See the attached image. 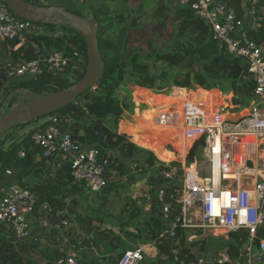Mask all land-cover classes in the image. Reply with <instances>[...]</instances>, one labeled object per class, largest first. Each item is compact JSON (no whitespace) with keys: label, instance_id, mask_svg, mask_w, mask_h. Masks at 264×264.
Here are the masks:
<instances>
[{"label":"trees","instance_id":"trees-1","mask_svg":"<svg viewBox=\"0 0 264 264\" xmlns=\"http://www.w3.org/2000/svg\"><path fill=\"white\" fill-rule=\"evenodd\" d=\"M25 1L36 4L35 0ZM145 3L146 0H87V17L96 21L99 26L97 45L101 55L103 76L93 90L84 92L75 102L54 114L63 119L71 118L73 122L69 125H61L62 128L81 145L99 151L100 163L106 162L104 166L106 179L127 174L130 171L129 164L133 163L138 167L142 159L139 156L149 154L144 162L148 168L140 173L147 171L151 177L147 192L151 195L153 205L148 212L147 221L141 227L135 223L136 220H133L138 217L139 208L133 211L126 225H131L136 232L125 231L128 240L134 237L143 246L152 244L155 246L156 257L148 258L144 250V260L141 264H179L178 261L181 259L189 261L193 258L190 250L193 244L200 245L199 250L202 252L205 251L206 244L217 251L227 248L231 257H236L238 249L247 238L245 231L233 235L226 242L211 237L205 241L189 242L193 232L184 229H178L175 238L169 235L160 238V234L168 225L162 219L159 210L161 205L157 204L154 191L163 188L169 198V195L175 193L177 178L166 182L165 178L158 175L165 168L156 160L153 153L162 156L165 160H171L173 157L171 150L169 155L165 152L166 149L161 150L159 141L164 134H172L180 140L181 146L185 149L189 144L182 140L177 128H173L167 122H156L161 114L152 109L145 111L141 116H134L135 122L130 136L134 143L150 151L137 147L122 136L123 134H118L117 124L122 114L132 107L133 97L136 103L143 101L148 105L168 106L174 96H168L169 94L166 93H171L174 88L193 90L195 86L200 87L198 92L194 93V97L208 100L219 99L220 96L217 91L205 90L218 89L226 94L232 93V102L245 107L252 98L253 79L239 59L225 54L218 48L206 23L195 16L190 8H179L177 4L171 7L168 0H157L151 9L146 10ZM229 4L239 15L242 14L241 0H230ZM261 4L264 5V0H261ZM73 14L82 17L76 12ZM171 20L172 24L177 25L174 46L172 42L167 44L163 40ZM42 25L47 27L48 34L29 36L24 44H18L17 39L0 42V95L4 92L9 95L15 90H20L27 94L43 96L64 91L83 77L87 67L84 39L67 26ZM58 30H61L62 34H56ZM252 38L258 43L264 40V19L261 21L258 33L253 34ZM74 50L82 55L84 66L83 72L78 73L73 82L54 78L45 72L29 81L11 83L4 87L7 82L5 70L9 62L15 64L20 61L29 62L54 51L70 54ZM190 61L199 64V70L193 71L190 64H187L188 70L184 73H173L181 64ZM128 84L140 88L131 94ZM47 124L46 122L41 127L44 128ZM31 134L7 149L0 147V175L7 168H17L20 177L31 172H34L35 176L43 174L44 178L42 177L33 189L37 196L36 216L43 217V213L39 214L37 210L39 205L46 204L50 209L47 219L49 218L50 223L54 225L55 218L68 217L72 212L71 207H75L76 222L80 227L85 224L84 233L91 235V232H95L105 235L96 258L89 263L81 260L79 264H103L102 259L105 258H107L106 264L116 262L125 250L119 251V248L128 245L122 243L118 235L94 228L91 219L85 217L79 210V197L85 189L83 185L74 182L67 162L59 157L35 161L39 150L32 145ZM19 150L25 152V157L22 159L17 157ZM53 166L56 170L50 176ZM132 180L133 176L130 175L128 181ZM116 186L120 184L110 182L102 193H109ZM72 197L73 205L67 204L66 199ZM142 200L144 201V198ZM37 231L39 232L35 224L29 239L17 240L9 228L0 225V264H39L32 255L46 264L53 262L57 264L68 256L65 251L62 252L57 248L60 243L52 240L51 237L48 239L50 244L43 246L40 237L43 232L38 234ZM261 238H264V228L258 232V239ZM82 244L86 242L81 241L79 245ZM173 249L178 250L177 256L172 253Z\"/></svg>","mask_w":264,"mask_h":264},{"label":"built area","instance_id":"built-area-1","mask_svg":"<svg viewBox=\"0 0 264 264\" xmlns=\"http://www.w3.org/2000/svg\"><path fill=\"white\" fill-rule=\"evenodd\" d=\"M229 2L168 0L169 5L190 8L206 23L218 48L239 59L247 68L254 89L249 105L239 109L244 110L245 115L232 106L231 94L229 98L220 95L222 101L218 103V99L194 97L198 90H172L168 96H174L173 101L165 107L166 111L164 108L156 122H167L177 128L189 147L182 161L173 155L174 160L161 163L165 169L158 175L168 182L177 178V188L169 198L166 190L160 188L155 199L161 205L162 219L168 225L160 238L164 235L175 238L178 229L193 232L189 242L205 241L210 237L226 242L240 231H245L247 238L236 257H231L227 248L217 251L208 244L205 251L196 255L191 245L193 258L189 261L181 259L179 264H264V238L258 239V232L264 228V40L258 43L252 38L264 19V5L261 0H241L243 11L239 15ZM48 32L42 24L20 20L0 3V42L17 39L18 44H24L29 36ZM82 59V55L74 50L70 54L54 51L29 62H9L4 87L29 81L45 72L54 78L73 82L75 79L71 78L83 72V67H79ZM46 122V127L37 128L30 136L32 145L39 150L35 159L59 157L67 162L74 182L83 185L86 191L100 195L110 182L116 185L125 183L135 173L129 171L123 176L106 179V162L100 163L99 151L81 145L62 128L61 125L73 122L71 118L63 119L52 114ZM247 137L256 139L255 152L238 165L235 162L237 149L241 139ZM198 145L203 147V161L198 163L195 155L192 162L188 161V153L196 151ZM17 157L24 158L25 152L19 150ZM248 161L251 167L247 166ZM21 178L17 168H7L0 175V225L9 228L17 240H27L40 218L36 216L34 187L23 184ZM143 196L145 209L149 212L153 205L151 195L146 191ZM37 211L43 213L41 218L46 226L49 207L42 204ZM149 246L125 249L111 264H141L144 250ZM172 253L177 256L178 250L173 249ZM57 264H78V261L75 254H70Z\"/></svg>","mask_w":264,"mask_h":264},{"label":"rangeland","instance_id":"rangeland-1","mask_svg":"<svg viewBox=\"0 0 264 264\" xmlns=\"http://www.w3.org/2000/svg\"><path fill=\"white\" fill-rule=\"evenodd\" d=\"M157 0H146L145 8L146 10H149L153 7ZM36 5L39 6H58L61 8H64L67 11H74L73 13H77V15H80L82 17H87L88 10H87V0H82L81 2H76L72 0H35L34 1ZM94 2V1H93ZM133 4V3H132ZM112 6V5H111ZM132 6V5H131ZM133 7V6H132ZM173 7V5H171ZM179 8H185L184 6H179ZM174 12V10L172 11ZM79 17V16H78ZM172 18V15H171ZM87 19H89L87 17ZM177 28L176 24H172V20L168 23L167 29L165 31L163 40L165 43H171L175 42V29ZM56 34H62L61 30H58ZM137 39L135 35V40ZM175 44H173L174 46ZM84 59H82V62L80 63L79 67L80 69L83 67ZM187 64H190L191 69L194 71L199 70V64L194 63L193 61L189 63L181 64L176 70L173 71V73L181 72L184 73L187 68ZM64 79V78H61ZM72 80L75 79V75ZM11 84V83H10ZM13 84V83H12ZM128 88L130 89V93L133 94L137 87H133V85L128 84ZM169 88V87H168ZM200 87L195 86L192 90L193 92L196 90H199ZM203 89V88H202ZM206 91V90H205ZM209 91V90H207ZM220 94V90H216ZM220 91V92H219ZM21 92L20 90H15L11 92V94L6 95V93H2L0 95V114L2 116L7 115L17 104H25L31 100L29 96H27V93ZM167 95L170 94L169 92L166 93ZM223 97H230L231 94V104L232 106L236 107L237 110L240 109V105H235L232 102V93H223ZM26 95V96H25ZM162 95V94H161ZM160 95V96H161ZM133 97V95H132ZM220 103V99L217 101ZM132 107L130 110L126 111L122 114L121 119L119 120L117 124V133L124 136L129 142L134 143L131 139V132L133 128V124L135 122L134 116L138 115L141 116L144 112L142 110H146V106L136 107V102H134V99L132 98ZM250 102L245 106L247 107ZM154 111H156L158 114H161L166 106L162 105H151ZM167 109L165 108V111ZM174 110V109H173ZM138 112V114H137ZM241 112V115H245L246 112L244 110H239ZM48 116L40 117L30 123H26L22 126H19L17 128H13L7 132H5L1 139H0V147L7 149L11 145L19 142L20 140L27 137L30 133L34 132L37 128L41 127L42 124L46 123ZM232 118V117H231ZM230 119V118H229ZM131 140V141H130ZM138 145V144H137ZM136 145V146H137ZM145 151H150L149 149L142 148L140 146H137ZM198 148L195 151V156L198 161V163H201L203 161V147L197 146ZM165 150V149H164ZM170 148L166 147L165 152H168L167 155L170 153ZM156 160L160 163H164L165 159L162 156H157L153 153ZM139 157H142L140 159V164H138V167L135 164H129L130 171L135 172L132 174L133 180L127 181L125 183H120V186H116L114 189H112L109 193H102L100 195H97L95 193H91L90 191H84L80 197H79V210L84 213L85 217L91 219V224L94 228H97L99 230H102L104 232H111L113 235H118L120 237V240L122 243L128 245L127 247H121L119 248V251H123V249H132L138 246H143L140 244L138 240H136L134 237H130L128 240V237L125 235V231L133 232L136 231L131 227V225H126L128 223V219L130 215L133 213V211H137V208H139V215L137 218L133 219L136 220L135 223L138 224V226H142L145 221L148 219V211H146V205L145 202L142 200L144 198V194L148 190L149 185V174L146 171V173H140L145 172L144 170L148 168L147 164L144 162L146 161L147 157H149V154L145 156V154L140 155ZM178 159L177 157H175ZM172 160V158H171ZM174 160V159H173ZM181 159L180 161H182ZM167 162H170L168 159ZM142 166V167H141ZM141 169L142 171H139ZM44 178V175L40 174L39 176H35L34 172H31L29 174H25L22 176V178L29 182L31 185L34 183H39L41 178ZM154 195L157 194L156 190L154 191ZM102 195V196H101ZM66 203H71L73 205V197L67 198ZM72 212L68 214V217L63 218H55L54 222L55 224L52 225L49 221V218L47 219V224L44 226L42 222V218L38 220L37 228L39 232H43L41 237L42 245L46 246L49 245L48 239L51 237L52 240H55L56 242H59L60 245L59 250L62 252H66V254H76V259L78 261V264L81 260L89 261L96 258V252L98 253V249L100 248V243L104 239L105 235L100 233L91 232L86 234L83 232L84 226L80 227L78 226L76 220V208L71 207ZM145 212V213H144ZM131 223V222H130ZM37 231V233L39 234ZM37 234V235H38ZM82 242H86V244L79 245ZM198 242V240H196ZM92 246V247H91ZM130 246V247H129ZM194 246V244L192 245ZM148 249V248H146ZM145 249V256L148 258H155L156 257V249L155 246H149L148 252ZM96 251V252H95ZM192 251L196 253V255H200L199 247H197V244L192 248ZM198 253V254H197ZM33 259L38 262L39 264H46L44 261H39L38 257L35 255H32ZM107 258L102 259L103 264L107 263ZM52 264H56L53 262Z\"/></svg>","mask_w":264,"mask_h":264},{"label":"water","instance_id":"water-1","mask_svg":"<svg viewBox=\"0 0 264 264\" xmlns=\"http://www.w3.org/2000/svg\"><path fill=\"white\" fill-rule=\"evenodd\" d=\"M20 20L35 24H57L73 29L86 44L87 67L80 81L70 88L43 96L27 94L31 100L17 104L7 115L0 114V139L2 135L40 117L50 116L72 104L86 91L93 90L103 76L101 55L97 45L98 23L84 17H78L58 6H39L25 0H0ZM24 94V93H23ZM26 96V95H25ZM202 145L203 141L200 142ZM195 151L188 153L187 160H194ZM251 167V162H247ZM168 182V180H165Z\"/></svg>","mask_w":264,"mask_h":264},{"label":"bare ground","instance_id":"bare-ground-1","mask_svg":"<svg viewBox=\"0 0 264 264\" xmlns=\"http://www.w3.org/2000/svg\"><path fill=\"white\" fill-rule=\"evenodd\" d=\"M241 141L242 142L245 141V143H247L248 145L250 144L252 146V149L247 150L246 153H244V155L241 158H239V155L235 156V162L238 165L240 164V162L243 158H247V157L249 158V157L253 156V154L255 152V147L257 144L256 139L254 137L242 138ZM159 144H160L161 150H164V149H166V147H169L170 150L172 151V153L180 160L184 158V152L187 151V149H185L181 146L180 140L177 139L176 137H174L172 134H169V133L164 134L161 137ZM240 145H241V147L244 146L243 143ZM241 147H239L240 148L239 150H240V153L243 154V147L242 148Z\"/></svg>","mask_w":264,"mask_h":264},{"label":"crops","instance_id":"crops-1","mask_svg":"<svg viewBox=\"0 0 264 264\" xmlns=\"http://www.w3.org/2000/svg\"><path fill=\"white\" fill-rule=\"evenodd\" d=\"M138 88H140V87H137V89H138ZM141 89H142V88H141ZM143 90H147V89H143ZM216 90H217V89H212V90H210V91H216ZM148 91H149L151 94H153L150 90H148ZM219 92H220V91H219ZM220 94L223 95L222 92H220ZM153 95H154V94H153ZM221 98H222V96H221ZM221 98H220V101H222ZM133 99H134V102H135V101H136L135 97H133ZM138 99H139V98H138ZM139 100H140V99H139ZM141 100H142V99H141ZM141 106H146V107H147L146 110H142L143 112H145V111H149L151 108H153L151 105H148L147 103H144L143 101H140V102H137V103H136V107H137V109H139L138 107H141ZM152 110H153V109H152ZM118 134H119V133H118ZM130 141H131V140H130ZM242 143H243V145H244V146H242V147H243V154H241V153H240V150H239V149H240L239 147H241V145H240V146L238 147V149H237L238 152H237L236 155H239V158H241V157L244 155V153H246L247 150H251V149H252V146H251L250 144L248 145L247 143H245V141L242 142ZM242 143H241V144H242ZM136 145H137V144H136ZM137 146H139V145H137ZM242 147H241V148H242ZM239 153H240V154H239ZM173 158H174V157H172V160H173ZM35 161L38 162V161H40V160H39L38 158H36ZM165 161H167V160H165ZM170 161H171V160H170ZM56 167H57V166H56ZM55 170H56V168L53 166V167H52V170H51V174H50V176L53 175V172H54ZM21 181H22L23 184L29 185L30 187H31V186H32V187H35V185H37V183H34V184L31 185L29 182L25 181L23 178H21ZM118 184H120V183H118ZM100 252H101V250H100ZM75 255H76V254H75ZM76 257H77V256H76Z\"/></svg>","mask_w":264,"mask_h":264}]
</instances>
